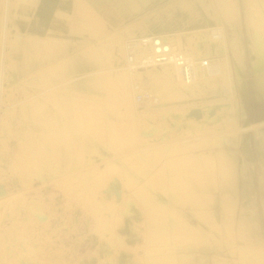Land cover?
<instances>
[{
    "label": "rangeland",
    "instance_id": "obj_1",
    "mask_svg": "<svg viewBox=\"0 0 264 264\" xmlns=\"http://www.w3.org/2000/svg\"><path fill=\"white\" fill-rule=\"evenodd\" d=\"M193 3L225 30V72L182 87L151 68L165 88L150 80L138 101L137 76L115 61L145 22L99 47L39 52L38 72L17 52L15 2L0 0V264H264V0ZM186 23L173 36L197 49L206 22ZM198 105L216 117L188 123ZM126 216L141 223L133 237Z\"/></svg>",
    "mask_w": 264,
    "mask_h": 264
},
{
    "label": "crops",
    "instance_id": "obj_2",
    "mask_svg": "<svg viewBox=\"0 0 264 264\" xmlns=\"http://www.w3.org/2000/svg\"><path fill=\"white\" fill-rule=\"evenodd\" d=\"M13 1L15 6L10 23L17 39V52L35 54L32 63L38 72L41 65L36 55L39 52L63 53L74 52L90 45L99 47L108 32L136 21L145 22V32L176 33L188 26L186 22H206L213 13L201 9L193 0ZM189 4L191 6L187 7ZM80 59L71 60L70 74L74 75L77 70L82 69L84 63ZM21 69V66L17 68L15 74ZM146 211L147 208L144 207V216ZM204 211L207 218L202 223L208 225L211 222V212L208 207ZM166 218V223L172 219L168 212Z\"/></svg>",
    "mask_w": 264,
    "mask_h": 264
},
{
    "label": "built area",
    "instance_id": "obj_3",
    "mask_svg": "<svg viewBox=\"0 0 264 264\" xmlns=\"http://www.w3.org/2000/svg\"><path fill=\"white\" fill-rule=\"evenodd\" d=\"M220 24L210 23V18L206 20L205 32L209 34L208 40L211 47L202 49H191L184 43H178L174 33L144 32L125 41L123 54H118L115 61V68L118 70H128L132 74L139 75L141 80H136L134 88L136 98L143 101L148 98L150 92L144 87L142 80L148 79L147 71L151 68L167 69L179 82L180 86L191 85L199 75L200 71H207L215 65L214 60L219 56L217 49L212 43L221 38ZM135 210V209H134ZM131 220L125 217L124 231L133 237L132 227H140L138 217ZM142 230V229H141ZM130 242L132 239H128Z\"/></svg>",
    "mask_w": 264,
    "mask_h": 264
},
{
    "label": "bare ground",
    "instance_id": "obj_4",
    "mask_svg": "<svg viewBox=\"0 0 264 264\" xmlns=\"http://www.w3.org/2000/svg\"><path fill=\"white\" fill-rule=\"evenodd\" d=\"M199 4V3H198ZM225 10V9H224ZM237 10V9H236ZM223 11V10H222ZM218 12V11H217ZM226 12V11H225ZM224 12V13H225ZM235 12H237V11H235ZM234 12V13H235ZM223 13V14H224ZM228 13V12H227ZM233 13V14H234ZM240 13V12H239ZM239 13H237V14H234V15H236V18H238L239 16H238V14ZM229 16V15H228ZM220 32H221V38L218 40V41H216V42H214V43H212L213 44V46L217 49V52H218V57L214 60V63H215V65L214 66H212L211 68H208L207 69V71H203L202 72V74L201 75H203L204 76V78H208L209 76H216V75H219V74H223L224 72H225V63H224V60L226 61L227 59H225V56H223V55H221V53H220V51L221 50H223V49H226V48H228L227 46H226V44H227V39H226V35H225V30H224V28L223 27H221L220 26ZM202 33H203V31H202ZM201 33V34H202ZM204 34V33H203ZM116 35V37L115 38H117L118 40H120L119 39V37H121V36H118V34H115ZM122 35V34H121ZM122 39V38H121ZM124 39V38H123ZM118 40H116V41H118ZM116 41H115V43H116ZM121 41V40H120ZM231 41V40H230ZM119 42V41H118ZM117 42V43H118ZM121 43V42H120ZM120 43H118L119 44V47H120ZM208 43L209 44H211V42H210V40H209V42H208V40H207V38L204 36V35H201V37H200V40H197L196 41V46L198 47V49H202L203 47H206L205 45H208ZM121 46H122V44H121ZM192 46V45H191ZM193 47V46H192ZM228 50V49H227ZM235 50V49H234ZM122 53V52H121ZM220 53V54H219ZM244 55H245V53L243 52V50L242 49H240V51L239 52H235L234 51V62H235V64H236V66L237 67H242V63H243V59H244ZM229 66H230V64H229ZM153 69V68H152ZM230 69H231V67H230ZM154 70H156L155 68H154ZM165 70H167V69H165ZM168 71V70H167ZM148 72H150V70H148ZM122 73V72H121ZM129 73V72H128ZM158 73V72H157ZM157 73H155V72H151L150 74H151V82L153 81L154 82V85L155 86H157L158 84H159V82H158V76H157ZM168 73H170L171 75H172V73L170 72V71H168ZM231 73H232V71H231ZM118 75V74H117ZM122 75H123V73H122ZM125 75H127V74H125ZM135 75V74H134ZM119 76V75H118ZM121 76V75H120ZM137 76V79H139V80H141V77H139V75H136ZM150 76V75H149ZM173 76V75H172ZM198 74L196 75V78H195V80H197L198 79ZM120 78V77H119ZM135 78V77H134ZM210 78V77H209ZM117 79H118V77H117ZM136 79V78H135ZM205 79V80H206ZM128 80V78H126V81ZM150 80H149V78L147 79V80H142L143 81V83H149L150 82ZM167 80V79H166ZM166 80H163V82H165ZM245 80H246V78L244 77V82H245ZM118 81H119V79H118ZM120 81L121 82H125V85H123L122 87H123V89L126 87V81H124L123 80V78H120ZM120 81H119V83H120ZM169 81V80H168ZM172 81V80H171ZM128 82V81H127ZM167 82V81H166ZM170 82V81H169ZM123 83H121V85L123 84ZM161 83V82H160ZM171 83H173V82H170V85H171ZM151 84H153V83H151ZM157 84V85H156ZM167 85L169 84V83H166ZM166 84H164V86L166 85ZM209 84V83H208ZM128 85V84H127ZM149 85V84H148ZM153 85V86H154ZM160 85V84H159ZM158 85V88L161 86H159ZM172 86V85H171ZM171 86H170V88H171ZM174 86V85H173ZM188 86H190V85H188ZM162 88L161 89H164L165 87H163V85L161 86ZM167 88H169V85H168V87ZM127 90H128V88H126ZM156 89V88H155ZM120 90H121V88H120ZM126 90V91H127ZM168 90V89H167ZM172 90H174L175 92H176V96H179V94H181V97H182V93H181V91H179V89H176V88H172L171 89V91ZM130 91V90H129ZM129 91H128V93H129ZM170 91V90H169ZM125 92V90L122 92V95H123V98H124V101L126 100V97L128 96V95H130V93L128 94V93H125V94H128V95H126V97H124V93ZM173 92V91H172ZM121 93V92H120ZM170 94V93H169ZM120 96H121V94H120ZM188 96H190V95H188ZM130 97V96H129ZM129 97L127 98V100L129 99ZM159 97V96H158ZM183 97H185V96H183ZM131 99V98H130ZM156 99V98H155ZM158 100V99H157ZM129 101L130 100H128V102L127 103H129ZM131 102V101H130ZM232 104H234V103H232ZM130 105V103L128 104V106ZM148 106H152V104L151 103H149L148 104ZM214 107L216 108V106H214L213 105V109H214ZM211 108H212V106H210V107H205V105H203V106H200V105H198V106H193L192 107V109H193V111L195 112V111H197V116H193V117H191V119H188V120H186L188 123L190 122V123H195L196 124V122L195 121H197V119L199 120V118L201 117V116H206V117H210V119H212V117H216V116H214L213 114L214 113H211L210 114V112L209 111H211ZM189 109V108H188ZM187 109V111H190V110H192V109H189L188 110ZM195 109V110H194ZM154 110V109H153ZM187 111H185V112H187ZM192 111V112H193ZM146 112V111H145ZM150 112V111H149ZM194 112H193V114H194ZM212 112H215V111H213L212 110ZM147 113V112H146ZM145 113V114H146ZM188 113V112H187ZM192 114V113H191ZM192 114V115H193ZM183 115H184V113H183ZM191 115V116H192ZM195 115V114H194ZM175 116H177V117H183L181 114H178V115H176L175 114ZM190 116V115H189ZM143 117L145 118L146 116L145 115H143ZM195 117V118H194ZM232 121V120H231ZM240 128V127H239ZM242 128V127H241Z\"/></svg>",
    "mask_w": 264,
    "mask_h": 264
}]
</instances>
